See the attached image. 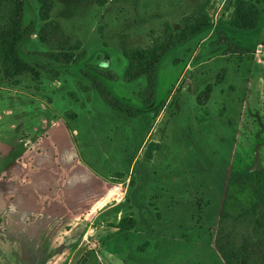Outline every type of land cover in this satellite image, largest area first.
I'll return each mask as SVG.
<instances>
[{
    "label": "rangeland",
    "instance_id": "rangeland-1",
    "mask_svg": "<svg viewBox=\"0 0 264 264\" xmlns=\"http://www.w3.org/2000/svg\"><path fill=\"white\" fill-rule=\"evenodd\" d=\"M43 1L22 2L13 49L32 70L12 76L16 11L0 4V264L94 251L105 264H264L240 247L264 222V0H47L42 19ZM204 16L161 55L150 95L148 51ZM84 72L138 111L113 109Z\"/></svg>",
    "mask_w": 264,
    "mask_h": 264
},
{
    "label": "trees",
    "instance_id": "trees-1",
    "mask_svg": "<svg viewBox=\"0 0 264 264\" xmlns=\"http://www.w3.org/2000/svg\"><path fill=\"white\" fill-rule=\"evenodd\" d=\"M40 1V0H39ZM47 1V0H46ZM5 3L7 4L9 7H11L12 9H15L16 12H13V17H12V22H11V26L10 28H12V32L9 33L11 35V39L9 42V50L4 53V58L5 62H4V70L6 75L8 76H12L14 74H18L19 72L23 71V70H32V67L29 66V64H27L26 62H22V60H20L18 58V54L17 52L13 49V46L16 44V42L22 37L23 34L26 33V31H22V27H21V22H20V17L22 15V2L23 0H0V4L1 3ZM42 3L44 5L45 1L42 0ZM50 3L47 4L41 8L40 12H39V16L40 18L44 19L48 17V9L50 7ZM14 22V24H13ZM210 20L207 16H204V20L199 21L196 20L193 23H191L188 26H184L173 38H171L168 42L161 44L158 47H154L152 48L150 51H148V61L146 63L147 66H149V73L147 75V79H148V92L150 93V95L153 93L154 90V69L155 66L157 64V62L159 61L161 55L163 53H165L166 51L170 50L171 48H173L177 43L181 42L182 40L187 39L188 37H190L191 35H193L194 33L198 32L199 30H201L202 28L206 27L209 24ZM233 25H236L238 27H243V28H252L254 27V22H250V23H243L240 22L238 20L233 19V21L231 22ZM6 39V36L3 37V40ZM63 57L66 60H71L73 57L72 53L69 54H62ZM127 57H129L130 59L136 58L138 57L137 55V51L133 50L128 52ZM52 57L56 60L59 59V54H52ZM85 75L90 77V80L93 82L94 86L97 89H103V93H104V98L106 101H108L111 105V107L115 110L121 111L125 114H131V113H135L138 110L133 108L132 106H130L129 104H126L124 102H121L119 100H117L114 96H112V94L105 89L104 84L102 83V81L99 79V77L96 74H92L90 72H84ZM222 78V75L220 77V79ZM264 170L261 171V173ZM262 179V177H261ZM254 185H257L256 182H253ZM256 190V199L254 200L256 202V206H258V204L260 202H258L257 200H261L263 193H262V188L261 191L258 188H255ZM261 192V193H260ZM261 226V223H260ZM263 230L262 232L259 234V237L257 239H247L245 241V245H241L240 247L243 249L245 247H250L253 248V250H256L260 255L262 253V258L264 259V222H263ZM259 231V230H258ZM257 231V232H258ZM220 253L223 256V258H225L226 261H228V255L225 253V251L223 249H220Z\"/></svg>",
    "mask_w": 264,
    "mask_h": 264
},
{
    "label": "crops",
    "instance_id": "crops-1",
    "mask_svg": "<svg viewBox=\"0 0 264 264\" xmlns=\"http://www.w3.org/2000/svg\"><path fill=\"white\" fill-rule=\"evenodd\" d=\"M70 252V250L67 251L66 255L64 256V254L61 255L62 258L66 257L67 254ZM108 255H111V254H107L105 255L103 251H94V252H91L89 255H88V258L83 262L80 261V257L82 256V254H78L77 256H72L70 257V259H67L66 260V264H105V261L103 258V256H108ZM92 258V259H91ZM108 264H109V261H107ZM115 263V262H113Z\"/></svg>",
    "mask_w": 264,
    "mask_h": 264
},
{
    "label": "built area",
    "instance_id": "built-area-1",
    "mask_svg": "<svg viewBox=\"0 0 264 264\" xmlns=\"http://www.w3.org/2000/svg\"><path fill=\"white\" fill-rule=\"evenodd\" d=\"M123 193L121 190H113V193L108 196V203L114 204L122 200Z\"/></svg>",
    "mask_w": 264,
    "mask_h": 264
}]
</instances>
